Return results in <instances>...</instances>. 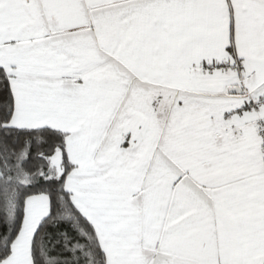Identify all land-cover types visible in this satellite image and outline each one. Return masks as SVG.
Masks as SVG:
<instances>
[{
  "label": "snow or ice",
  "instance_id": "snow-or-ice-1",
  "mask_svg": "<svg viewBox=\"0 0 264 264\" xmlns=\"http://www.w3.org/2000/svg\"><path fill=\"white\" fill-rule=\"evenodd\" d=\"M0 264H264V0H0Z\"/></svg>",
  "mask_w": 264,
  "mask_h": 264
}]
</instances>
